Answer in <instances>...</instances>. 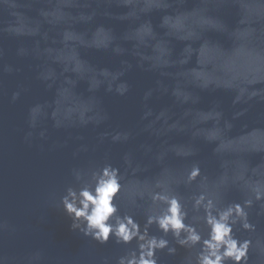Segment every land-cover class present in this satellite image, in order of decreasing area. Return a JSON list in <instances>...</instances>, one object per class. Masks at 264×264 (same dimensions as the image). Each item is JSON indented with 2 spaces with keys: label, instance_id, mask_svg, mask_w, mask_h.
Masks as SVG:
<instances>
[{
  "label": "water",
  "instance_id": "water-1",
  "mask_svg": "<svg viewBox=\"0 0 264 264\" xmlns=\"http://www.w3.org/2000/svg\"><path fill=\"white\" fill-rule=\"evenodd\" d=\"M164 15L174 19L162 24ZM146 22L151 35L136 31ZM105 68L122 75L104 77ZM93 80L100 83L90 90ZM105 163L120 169L121 215L143 226L159 214L165 206L150 199L159 182L203 237L209 228L193 209L195 196L222 208L249 195L245 181L264 183V0H0V264H116L134 248L72 230L59 206L67 187L89 180L77 182L73 169ZM194 164L201 175L188 183ZM261 204L248 210L256 232L236 226L237 236L253 240L250 264H264ZM149 232L160 235L155 224ZM176 248L158 251V264L194 258L196 249Z\"/></svg>",
  "mask_w": 264,
  "mask_h": 264
},
{
  "label": "clouds",
  "instance_id": "clouds-1",
  "mask_svg": "<svg viewBox=\"0 0 264 264\" xmlns=\"http://www.w3.org/2000/svg\"><path fill=\"white\" fill-rule=\"evenodd\" d=\"M178 2L184 3L185 0H178ZM131 3L132 0H124L125 6ZM154 4L157 8L167 9L170 7L168 3L156 2ZM41 14L45 17L57 15L56 12L46 11ZM81 18L84 19V17ZM173 19L170 15H164L161 18L162 24H168ZM201 23L212 28H222L218 22L208 18H201ZM142 30H146V34L151 35V22L142 24L136 31L139 33ZM98 31H103V29H98ZM191 34L189 33V35ZM65 39H68L67 32ZM206 43L208 42L205 41ZM201 47H204V44ZM154 50L161 55L166 54V50ZM114 51L119 53L123 50L117 47ZM186 62L187 58L181 60V63ZM80 68L81 64L77 60L73 71L78 72ZM6 71H11V69L7 68ZM100 75L104 77L112 75V79L116 80L122 73L111 74L105 68L101 69ZM67 82L73 83L72 81ZM99 83V81L93 80L90 90L97 87ZM108 90H112L111 84H109ZM115 90L118 94L124 95L128 91V85L120 83ZM19 95V92H14L12 100L15 101ZM251 95L255 96L257 93L253 92ZM238 99L239 97H237ZM38 111L39 106L32 109L33 119ZM226 127L230 128L231 125L226 124ZM43 135L44 133L41 132V136ZM216 138L217 136L211 137L213 140ZM112 139L119 141L121 134L117 133ZM123 139H127V136L125 135ZM175 151L177 156L193 155L191 150L178 149ZM125 162H129L127 157H125ZM73 175L77 182H81L85 175L89 177V180L87 183H81L79 187H67L59 199V206L72 221V230H78L84 236L90 237L102 245L107 244L110 239L119 245H130L133 241L136 242V246L121 255L116 264H158L157 252L167 249L169 255H175L176 245L186 249H196L194 258H190L188 264H250L253 240L237 236L236 226L239 225V230L247 233L256 232L257 226L250 221L248 210L253 207L254 201H264V183L261 181H245L249 195L242 202H230L222 208L217 206L214 199L203 193L195 196L193 209L196 212L203 210V221L209 228L207 237H203L194 224L185 222L188 213L180 198L163 190L159 182L156 184V188H160L161 191H153L150 194V199L153 204L159 203L165 207L160 210L159 214L147 215L143 226H141L140 222L132 215L127 213L121 215L119 205L115 202L123 187L119 168L105 163L102 167L90 172L73 169ZM200 175L199 165L194 164L187 174V182L195 181ZM140 198L143 199V194ZM261 208H264V204H261ZM153 224L156 225L160 235L149 232V228ZM169 234H171V241L167 238ZM259 251L264 254V249Z\"/></svg>",
  "mask_w": 264,
  "mask_h": 264
}]
</instances>
